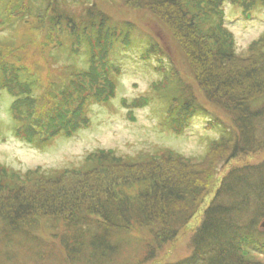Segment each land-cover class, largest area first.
Instances as JSON below:
<instances>
[{"label":"trees","instance_id":"trees-1","mask_svg":"<svg viewBox=\"0 0 264 264\" xmlns=\"http://www.w3.org/2000/svg\"><path fill=\"white\" fill-rule=\"evenodd\" d=\"M79 1L45 0L42 13L37 15L31 0L2 4L4 19L0 23L7 20L23 27L21 21L34 17L41 22L47 14V26L62 28L60 41H50L56 43L57 51H66L69 56L86 50L88 58L85 70L67 63L60 67L67 71V79L59 85L54 80L47 85L37 80L33 71L15 66L1 55L0 96L1 92L12 95L14 129L30 143H44L56 134L71 135L87 127L90 100L106 104L115 94L120 68L111 62L113 50L131 45L135 26L114 21L94 1ZM186 1L125 0V5H139L166 22L188 58L189 75L207 103L227 119V126L221 124L219 136L207 143L206 153L198 160L168 148L137 154L133 160L100 150L87 156L84 164L88 170L68 175L72 179L39 169L21 174L0 163V191L5 192H0V264H17L19 246L27 248V264H150L194 216L200 221L191 235V254L160 264H264V159L256 164L231 165L240 154L264 148V56H253L254 51H250L244 57L232 50L234 39L224 25L222 0L208 2V10L213 7V11L204 24L194 19L202 16V7L194 2L186 5ZM255 3L242 2L243 12L249 14ZM24 13L29 15L27 20ZM63 36L68 37L66 43ZM206 37L213 38L214 48ZM262 39L264 33L251 48ZM150 42L146 58L157 44ZM6 45L12 46L0 42V47ZM225 47L229 51H223ZM169 70L171 78L161 90H155V100L167 102L168 127L177 132V126H185L190 115L206 109L193 95L192 86L181 81L178 71ZM75 77L82 78L77 83L87 81L77 92L70 88ZM41 86L37 96L34 90ZM150 100L153 98L142 97L132 105ZM33 115L27 125L26 117ZM217 122L212 125H219ZM216 160L217 164L222 162L219 167L224 166L222 173ZM115 165L127 168L113 172L109 168ZM134 181L139 186L132 191ZM47 216L52 226L62 225L59 233H51L55 239L48 241L34 233L38 219Z\"/></svg>","mask_w":264,"mask_h":264},{"label":"rangeland","instance_id":"rangeland-1","mask_svg":"<svg viewBox=\"0 0 264 264\" xmlns=\"http://www.w3.org/2000/svg\"><path fill=\"white\" fill-rule=\"evenodd\" d=\"M82 1H88L89 3L94 1L98 9L108 14L114 21H128L135 26L131 35V45L128 48L117 46L113 50L114 54L111 62H114L120 68L118 75L115 77V94L110 96L109 102L106 104L90 100L87 105L89 116L87 127L78 128L71 135L56 134L53 139L44 143H30L20 138L14 129L13 116L10 112V103L13 100L12 95L1 92V165H5L10 170L12 169L21 174L27 170L34 169L42 170L48 175L52 172H58L57 175L60 174L61 177L65 175L66 179L69 177L68 175L75 174L79 170H88V166L84 164L87 156L100 150L113 151V154L121 158L125 157L133 160L136 159L137 154H152L159 148H168L175 153L182 154L185 158L200 159L206 153L207 143L219 136L221 124H224L225 127L227 126V119L207 103L194 77L189 75L188 58L181 51L166 22L151 10L139 8V5L135 6L132 3L125 5V0H81L79 2ZM235 1L239 2L238 5H235L231 0H222L220 2L224 25L229 28L233 35L234 44L232 50L244 57L248 56L250 51H254L253 56L260 53H262L260 56H264V39L256 43L254 48H251L253 42L260 39L264 33V3H262L264 0H256L249 14L243 12L242 2L248 4L251 0ZM6 2L8 0H0V19H4L2 10ZM23 2H26V0H23ZM193 2L198 4L197 6L202 7L203 11L202 16L194 19L204 24L208 14L213 11V7L208 10L209 5L207 4L208 2L215 3V1L187 0L186 5H192ZM31 4L32 11L37 15L38 12L39 14L42 13V8L46 3L45 0H31ZM17 8L18 5L13 8V11ZM205 12L207 13L205 14ZM25 14H23V18L27 20L29 15ZM46 17L47 14H44L41 22H37L34 17L25 23L21 21L19 24L23 27L10 25L7 20L4 23H0V42L12 45L11 47L7 45L6 47H0V57L3 55L1 59L14 63L15 66L20 64L27 68V71H33L37 80L42 81L44 84L47 83L48 85L52 80L58 84L67 79V76L64 75L67 71L60 67L67 65V63H74L76 70H85L88 58L86 57V50L84 52L82 49L81 54L73 53V55L70 54L69 56L66 51H57L56 43H50V41H60L62 28L47 26ZM26 26H30L29 31H27ZM67 40L68 37L63 36L64 43ZM205 40H207L211 48L215 47L213 38L206 37ZM153 41L157 43L154 44L155 51H151L150 57L146 58L147 55L145 53H147L149 48V42L153 43ZM48 42L50 44H45ZM228 42L227 40L226 47L229 45ZM226 47L222 50H227ZM169 69L177 70L181 76V81L184 80V84L188 83L192 86L193 95L206 109V111L200 112L198 110L199 112L195 113V115H190L185 126H177V129L180 130L177 132L168 127L169 120L166 118L169 114L164 106L167 105V102L159 103L155 100L157 99L155 90H161L168 77L171 78ZM24 77L25 75L21 79ZM97 78L101 79L100 76ZM78 79L82 78L75 77V82L70 83V88L75 92H77L79 85L84 86L87 82L77 83L80 81ZM42 88L41 86L40 90L37 88L34 90L35 93H38L37 96ZM86 91L94 90L86 89ZM142 97H152L153 100L139 106L137 104L132 105L133 101L139 102ZM70 106L72 108L73 104H70ZM33 117L34 115L31 118L26 117L27 125ZM215 118L219 119V122ZM213 121L219 125L213 126ZM262 159H264V148L254 154H240L231 160V165L256 164ZM215 163L217 164V160ZM221 163L217 164V169L221 168L219 167ZM111 167L109 169L113 172H122L127 168L125 165ZM102 170L103 168L101 167L100 172ZM134 170L136 171V169ZM223 170L224 166L220 172H223ZM136 180L144 182L142 178H137ZM14 181L17 183L16 180ZM135 181L132 184L133 187H131L132 191L139 186L138 182L135 183ZM210 181L208 183H211ZM17 184L24 185L27 188L29 186V184ZM4 193L2 191L1 195ZM209 195L210 193L207 195L208 198L210 197ZM48 218L50 217H40L38 223H36L38 227L36 226L34 229V233L39 234L46 241L55 239V237L50 236L51 233H59L62 227L59 222L57 227L52 226ZM199 221V217L194 216L187 228L181 230L182 232L177 239L166 245L164 250L160 252L159 257L150 264H160L165 260H177L191 254L190 239L194 232L193 228ZM252 248H255V246ZM26 249L23 246L17 247V264L29 263L27 258L29 255L26 253ZM0 257H2L1 254Z\"/></svg>","mask_w":264,"mask_h":264}]
</instances>
